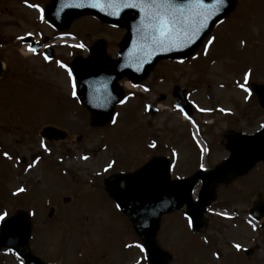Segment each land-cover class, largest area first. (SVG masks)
<instances>
[{
	"label": "rangeland",
	"instance_id": "obj_1",
	"mask_svg": "<svg viewBox=\"0 0 264 264\" xmlns=\"http://www.w3.org/2000/svg\"><path fill=\"white\" fill-rule=\"evenodd\" d=\"M235 1L233 11L210 34L214 41L206 56H210L212 66H206L209 57L201 58L200 49L197 57L180 64L173 59L160 60L143 79L151 89L139 97L127 95L131 88L127 76H122L117 82L124 85V94L113 107L110 124L99 127L93 124L96 117L69 96L68 69L57 64L81 53L58 46L53 59L45 61L38 52H24L16 36L33 29L35 12L22 6L20 0H0V59L4 65L0 78V213L8 216L18 209L31 210L33 253L54 264H142L136 229L116 207L104 180L110 174L142 167L155 156L173 158L175 152L171 179L195 172L202 162L201 151L193 146L188 130L191 124L172 105L174 85H184L195 102L196 113L190 118L195 120L192 126L199 138L204 134L209 142L203 150L206 166H215L228 154L227 131L251 133L260 128L264 109L255 97L248 100L246 96L251 83H264V0ZM69 27L90 47L102 38L105 44L98 50L108 57L116 56L123 33L97 27L86 17L72 19ZM246 74L247 92L229 83L235 78L245 81ZM146 103H158L159 111L150 113ZM47 125L66 131L67 137L41 138L38 131ZM153 143L156 147H149ZM2 153L7 156L3 158ZM227 180L214 185L216 199L238 210L234 214L238 216L233 221L221 220L222 237L219 228L213 229V245L222 260H215L208 248H197L192 244L194 239L188 241L181 214L164 213L159 217L157 242L173 257L168 264H236L230 260L226 238L252 248L237 264H264V228L258 229L245 216L256 199V189L264 191V169ZM242 184L253 190L247 193L242 187L244 193H240ZM21 188L24 191H18ZM63 197L69 201L64 203ZM230 255L237 257L235 251ZM0 264L21 262L1 249Z\"/></svg>",
	"mask_w": 264,
	"mask_h": 264
},
{
	"label": "water",
	"instance_id": "obj_2",
	"mask_svg": "<svg viewBox=\"0 0 264 264\" xmlns=\"http://www.w3.org/2000/svg\"><path fill=\"white\" fill-rule=\"evenodd\" d=\"M213 2L214 0H205V3L209 5ZM231 6L232 0H225L224 7L208 20L207 26L199 32L188 49L176 50L173 48L165 51L161 48H153L150 41L143 38V33H130V37H127V42L120 48L117 60L94 57L80 66L77 65L79 63H76L74 70L81 82L80 94L84 102L89 107H95V109L98 107L94 101L86 97L90 93L87 87L91 86L90 82H88L91 77L108 76L107 82L111 83V88L116 92L117 90L113 88L112 83L118 76L128 72L134 78H142L148 68L158 59L182 55L194 49L210 30L214 22L226 15ZM53 10L54 7L48 10L50 21H54L50 17ZM118 22L128 24V20L125 18L118 19ZM130 38L132 49H127ZM130 52L132 54L129 57ZM91 62L94 63L91 64ZM253 90L258 96L261 107L264 108V85H255ZM118 95V93L115 94V97L109 101L105 110L96 109L101 112V120L109 118L111 105ZM180 96L182 95L180 94ZM43 134L47 137H63L61 132L52 127H46ZM228 149L230 155L220 165L206 172L198 171L181 181L169 180L167 160L165 158L152 161L147 168H143L132 175L113 176L110 193L117 200L119 206L134 221L136 228L144 239V245L151 264H165L168 260V257L159 250L154 241L157 227L156 221L159 214L181 207L186 203L188 214L197 224L198 215L203 212L204 206L212 200L210 188L215 181L244 172L252 164L264 158V126L253 135L233 133L228 140ZM198 179L202 181V188L199 191V201L194 203L191 200L190 193ZM120 181L125 184L123 189H119ZM30 230V221L27 214L19 212L10 216L3 222L0 229V247L8 246L16 250L24 258L25 264H43L29 252L28 238Z\"/></svg>",
	"mask_w": 264,
	"mask_h": 264
},
{
	"label": "snow or ice",
	"instance_id": "obj_3",
	"mask_svg": "<svg viewBox=\"0 0 264 264\" xmlns=\"http://www.w3.org/2000/svg\"><path fill=\"white\" fill-rule=\"evenodd\" d=\"M225 5V0H214L209 5L205 3V0H90L88 3L78 2L63 5L64 7H91L98 8L101 11L108 9V15L118 16L123 9H135L140 13V26L143 38L150 41L153 48H161L165 51L180 50L183 47H187L193 43L199 32L207 26L208 20L216 15ZM30 8H35L40 12V19H44L43 9H40L38 5L27 4ZM31 35V34H29ZM23 39V37H18ZM211 38L208 41V45L213 43ZM83 47V45H78ZM28 52L36 54V49L31 46L28 47ZM207 45L205 46V51ZM44 60L48 61L49 57L44 56ZM57 64L61 68H65V65L57 61ZM69 79L72 77L71 71L68 72ZM248 75H245V81L247 82ZM243 87V85H241ZM147 91V89H145ZM247 92V88H244ZM73 96H75V85L73 84ZM124 103V101H121ZM115 123V119L112 121ZM41 147H44L43 143ZM149 147H156L155 143L150 144ZM47 150V149H45ZM7 156V153L4 154ZM87 159V157H83ZM33 164L29 167H33ZM111 167V165H109ZM203 168V166H201ZM107 171V169H105ZM18 191H24L23 188ZM7 213H0V221H3ZM188 226L192 227L193 222L189 219ZM126 247H128L126 245ZM143 252L144 249L140 245H136ZM239 250L240 245H235Z\"/></svg>",
	"mask_w": 264,
	"mask_h": 264
},
{
	"label": "flooded vegetation",
	"instance_id": "obj_4",
	"mask_svg": "<svg viewBox=\"0 0 264 264\" xmlns=\"http://www.w3.org/2000/svg\"><path fill=\"white\" fill-rule=\"evenodd\" d=\"M33 1V3L34 4H38V5H41V6H43V7H45V6H47L48 4H50V2L52 1V0H32ZM78 18V17H77ZM73 19H75V18H73ZM31 24L33 25V26H35V27H40V25H42L43 24V22L42 21H40V20H38V19H34L33 20V23L31 22ZM110 27V26H109ZM109 31H118V32H120V33H126V30L125 29H122V28H120V29H118V30H111V29H108ZM66 32L67 33H72V32H74V29H70V27L68 26V28H67V30H66ZM207 220H208V222H207V228H206V232H205V235H206V237L209 239V237H210V233H213V229H214V227H216V225H215V219H214V216L212 215V214H208L207 215Z\"/></svg>",
	"mask_w": 264,
	"mask_h": 264
}]
</instances>
